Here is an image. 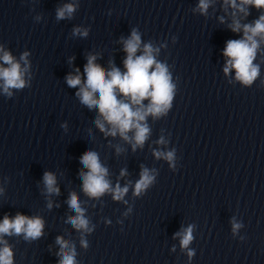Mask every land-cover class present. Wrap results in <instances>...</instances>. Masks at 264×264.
Returning a JSON list of instances; mask_svg holds the SVG:
<instances>
[{"label":"clouds","instance_id":"clouds-1","mask_svg":"<svg viewBox=\"0 0 264 264\" xmlns=\"http://www.w3.org/2000/svg\"><path fill=\"white\" fill-rule=\"evenodd\" d=\"M225 5H230L236 12L248 15V5L257 9L264 8V0H224ZM209 7V0H200L198 5L201 13H206ZM76 9L74 4H65L56 11L57 19L71 18ZM223 22V20L221 21ZM233 32H243L241 39H232L226 42L223 55L227 57L224 73L227 75L231 69H235V78L245 86H250L259 76V65L254 64L259 41L257 37L264 40V15H261L252 24H241L238 19H233L229 25ZM74 35L87 36V29L75 28ZM124 50L127 57L124 60V68L121 71L113 63L110 70H105L101 65L96 63L97 56L89 54L87 63L84 66L86 79L82 81L80 70L76 69V74H69L66 77V83L71 88H77L76 96L80 103L87 106L88 109H98V115L95 119L96 126L105 133V135L120 137L132 145L133 151L137 147H143L150 134L146 118L152 116L158 118L166 115L172 106L175 85L172 83L168 67L156 60L154 53L159 50L154 49L149 44L143 45L142 54L137 55L141 50L140 33L133 29L131 35L123 40ZM0 60L4 67L0 65V81L4 94L11 96V89H23L26 86L24 79L25 73L28 72V53L21 56L25 66L15 60V58L0 46ZM123 98H120V97ZM148 100L147 105L143 104ZM132 132L133 135L129 136ZM158 143H166L161 138ZM120 149L117 148L119 153ZM154 155L164 158L169 162L174 160V151L161 152L156 151ZM80 163L87 171L79 173L83 182V192L90 198H99L106 192H111L114 200H122L128 192V187H121L119 184L112 188L110 182L106 179L108 169L102 165L99 154L96 151L88 150L80 157ZM125 173L122 171L121 175ZM154 176L149 169L143 168L140 173V179L135 183L134 195H140L150 184ZM43 183L47 194H59V188L56 186V176L52 172H45ZM3 190L0 189V192ZM68 206L76 215L68 217L70 223L75 229L82 232H90L89 221L85 216V209L81 207V202L76 192H71L67 201ZM48 207H51L49 203ZM242 225L233 221V234H235ZM44 221L40 217H28L17 213L14 218L5 215L0 222V264H13V252L7 242L3 240L5 235H21L26 240H35L42 236ZM193 226L189 225L182 232L176 233L181 237L180 243L182 249H187L193 240ZM56 243L60 246L61 257L59 264H76L75 246L70 247L69 242L63 237H57ZM83 246H87L86 240L81 241ZM189 257L193 255L191 251Z\"/></svg>","mask_w":264,"mask_h":264}]
</instances>
